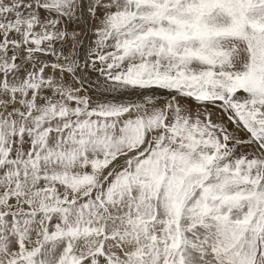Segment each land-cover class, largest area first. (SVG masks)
<instances>
[{
    "label": "snow or ice",
    "instance_id": "6c2138e0",
    "mask_svg": "<svg viewBox=\"0 0 264 264\" xmlns=\"http://www.w3.org/2000/svg\"><path fill=\"white\" fill-rule=\"evenodd\" d=\"M0 264H264V0H0Z\"/></svg>",
    "mask_w": 264,
    "mask_h": 264
}]
</instances>
